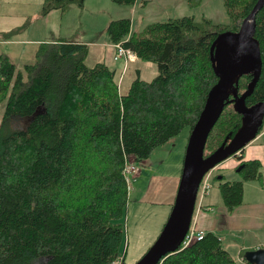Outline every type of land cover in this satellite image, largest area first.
<instances>
[{"label":"trees","instance_id":"16d2710c","mask_svg":"<svg viewBox=\"0 0 264 264\" xmlns=\"http://www.w3.org/2000/svg\"><path fill=\"white\" fill-rule=\"evenodd\" d=\"M85 2L43 0L39 17L72 5L84 8ZM257 2L224 0L228 23L183 16L131 33V18L112 20L110 42H123L158 68L149 81L138 74L126 93L107 64H87L89 46L76 40L41 43L35 62L23 70L0 56V264H36L40 258L47 264H128L126 160L147 159L186 126L192 131L219 80L212 61L218 39L238 32ZM188 3L194 8L202 0ZM28 25L2 36L8 39ZM255 39L262 73L246 99L249 108L264 101V6L256 16ZM252 78H238L236 93L228 95L208 136L204 157L227 145L242 127L233 100ZM262 130L264 119L259 134ZM239 158L241 179L217 180L228 212L243 204L245 181L262 179L259 160ZM248 250L240 251V261L207 232L187 247L181 243L160 264H251L245 258Z\"/></svg>","mask_w":264,"mask_h":264},{"label":"crops","instance_id":"0c3cea01","mask_svg":"<svg viewBox=\"0 0 264 264\" xmlns=\"http://www.w3.org/2000/svg\"><path fill=\"white\" fill-rule=\"evenodd\" d=\"M43 0H38L37 3H33V7L38 9V4L41 5ZM112 1V0H111ZM206 0H202V3L199 5L200 8H204ZM208 2L216 4L214 0H207ZM113 2V1H112ZM154 2L158 7H162L165 10V16L169 18H179L183 16H194L196 19L197 8L199 7H191L188 3V0H137V3L132 7L133 13L137 14L140 12L141 16L145 15L149 11V5ZM219 3V1H217ZM224 2V0H223ZM22 3H24L22 1ZM31 3V2H29ZM114 3V2H113ZM117 4V3H114ZM32 5V3H31ZM119 5V4H117ZM72 5L71 8L65 12L60 10H53L49 14L39 17L36 10H28V14L32 13L37 15L36 17L43 18L41 23H37L35 25H30L29 30L32 29L35 32V38H28L26 40H11L3 38L4 31H0V37L3 38L0 44H7V53L1 55H7L10 60L14 63L13 55L14 52L11 49L13 45H29L34 46L36 51L41 43L44 42H52L57 39L66 38L76 40L77 42L87 44L89 46V54L87 59L90 58L91 55L96 57L93 63H105L110 68L115 70L116 78L120 82V90L123 86V83H126L125 89L126 92L129 90L132 82L137 78L138 74L142 77V68L140 69L139 62L141 60L138 58L135 62L130 63L128 67L125 69V64L123 60H115L114 55L116 53L115 44L110 42L109 36L107 33L108 25L112 20L123 18L129 16L127 11H121L119 7H115L110 3V0H86L84 8L78 7L83 13L85 8H89V12L92 13V20H100L101 23V31L98 32L97 29H92L91 33H88V30H85L82 33H79L78 24L74 20L70 10H75ZM156 8V9H157ZM0 8V13H1ZM40 13V10L38 11ZM121 12V13H120ZM36 13V14H35ZM228 16V13H227ZM35 17V16H34ZM74 17L76 15L74 14ZM203 18H209L208 16H204ZM229 18V16H228ZM35 19V20H37ZM132 19V29L131 33L136 30L137 25H139V19L134 16ZM222 19H227L224 16ZM159 20L165 21L166 18H163L162 15L159 17ZM212 20V19H211ZM214 21V20H213ZM221 22H224L222 20ZM81 23V22H80ZM151 23V22H150ZM148 23V24H150ZM147 24V25H148ZM81 25V24H80ZM94 24L90 25L93 26ZM146 25V26H147ZM145 27V26H144ZM142 27L141 29H143ZM8 31H11L10 28L5 27ZM140 29V30H141ZM0 30H4L2 23H0ZM87 61V60H86ZM152 63V62H151ZM15 64V63H14ZM152 70V68H148ZM129 72L134 73L130 75V78L126 80ZM124 91V90H123ZM121 90V93H126ZM191 131V130H190ZM191 134V133H190ZM179 136V135H178ZM174 137L169 140L164 145H161L157 148H163L164 146H169L166 144L172 143L175 147L177 144L175 143L176 138ZM190 137V136H189ZM189 140V139H188ZM187 149V148H186ZM242 157L243 160H259L261 162V172L262 179L261 180H249L244 182V200L243 204L235 208L232 212H228L224 207V202L222 199L223 206L221 209H216L214 207V198L210 196L207 203L202 201L200 207H197L194 213L192 226L197 229L205 230L206 232H213L216 234L223 242L224 246L228 249H233L235 253H237L236 258L240 260V251L242 249H257L264 248V130L258 136L250 142L243 150V152L239 153V156H232L229 159L225 160L217 167L227 171H234L239 174L237 170L238 165L240 164ZM224 167V168H223ZM181 170L175 171L173 174H169L164 177L166 182L169 181L171 187L168 191L169 198L171 202L167 205L170 207L169 213L171 212L176 195L179 188V183L181 179ZM240 175V174H239ZM225 177V180H228L227 175L224 173L219 177ZM236 175L230 176L234 177ZM233 180H237L235 177ZM240 180V179H239ZM133 187V185H132ZM219 188V186H218ZM132 190V188H131ZM220 190V189H219ZM131 192V191H130ZM221 193V192H220ZM130 195V193H129ZM205 196V197H206ZM211 207V209H209ZM228 212V213H227ZM170 215V214H169ZM169 217V216H168ZM165 225V224H164ZM252 229H256L262 231L260 235L254 236L252 233H249V236H246L243 231H250ZM237 244L242 245L239 247Z\"/></svg>","mask_w":264,"mask_h":264},{"label":"rangeland","instance_id":"374dc122","mask_svg":"<svg viewBox=\"0 0 264 264\" xmlns=\"http://www.w3.org/2000/svg\"><path fill=\"white\" fill-rule=\"evenodd\" d=\"M22 1L24 3H22ZM214 1L216 4L206 0L204 3V8H200L199 6L196 9V16L198 18L197 20H202L204 13V16L210 17L215 23H228L230 19L227 16V11L223 0ZM217 1H219V3ZM29 2H31L32 5ZM37 2L38 0H0V8L2 9L0 13V23H2V26L4 27V30L0 31L7 32L5 27L10 28V30H14L22 26L26 21H28V27L30 25H35L37 23L39 24L44 21L42 20L43 18L37 19L38 17H36L39 14L38 11L41 9L43 1L41 2V5L38 4V9L37 7L34 9L33 7H30L33 6V3ZM110 3L115 7H119L121 11H127L129 16L126 17L132 18L134 16L135 18H138L139 25L136 27V30L138 31L150 22L152 23L161 21L159 20L161 15L163 18L168 19L165 16L164 8H157V5H155L154 2L149 5V11L142 16L140 12H137V14L132 12L133 6L117 5L111 0ZM74 7L75 10H70V13L78 24L79 33L88 30V33L92 34V29H97L98 32L101 31L102 27L100 20H92V13L88 11L89 8H85L83 13L77 6ZM30 9L36 10L34 12H37V15H34L33 12L26 15ZM74 14L76 17H74ZM224 16L227 17L226 20L222 19ZM222 20H224V22H221ZM92 24L94 25L90 26ZM28 27L19 32H15L8 39L26 40L28 38H35V32L32 31L33 28L29 30ZM0 39L1 42H4L2 41L3 38L0 37ZM7 48V44H0V54L7 53ZM11 49L14 52L13 60L17 70H23L26 64L34 63L36 60V49L34 46L31 47L24 44L13 45L11 46ZM95 59L96 57L91 55L90 58L87 59V64L89 66H94L95 63L93 62H95ZM139 63L140 69L142 68L143 71V79L149 81L158 74V68L156 64L145 61H141ZM148 68H152V70ZM134 73L129 72L126 80H128L130 75H133ZM122 85L123 86L121 87V90L126 92V83H123ZM190 133V127L186 126L176 138L175 143L177 145L175 147L172 145V142L170 144H166L169 146L156 148L149 158L138 162L140 172L135 177H132L133 187L132 190H129V205L125 219V253L126 262L128 264H135L146 253V251L159 236L164 224L168 219L170 207L167 204L171 202L168 191L171 185L169 181L166 182V179L164 180V177L171 173L173 174L177 170H181L182 172ZM213 170L209 195L214 198V207L220 210V207L223 206V198L218 188V177L225 173L228 177V180H233L235 177L237 180H239L241 179V176L234 171H227L218 167ZM233 175L236 176L230 177ZM209 197L210 196L205 197L204 201L206 203ZM209 209H211V207H209ZM243 232L246 236H249V233H252L254 236H258L262 231L252 229L250 231ZM237 245L239 247L242 246L239 244ZM228 250L234 257L237 256V253H235L233 249ZM36 264H47V259L40 258L37 260Z\"/></svg>","mask_w":264,"mask_h":264},{"label":"water","instance_id":"95a60500","mask_svg":"<svg viewBox=\"0 0 264 264\" xmlns=\"http://www.w3.org/2000/svg\"><path fill=\"white\" fill-rule=\"evenodd\" d=\"M263 6L264 0H258L239 31L222 35L216 43L212 61L219 80L209 92L205 107L191 131L173 208L155 242L135 264H160L166 255L177 249L192 225L204 175L245 148L262 128L264 101L249 108L246 99L253 93L262 73L261 48L255 33L256 16ZM248 74L253 78L247 90L233 100L235 110L243 116L242 127L227 145L204 157L208 136L228 95L236 93L238 78ZM245 258L251 264H264V248L248 250Z\"/></svg>","mask_w":264,"mask_h":264},{"label":"built area","instance_id":"2783aa9c","mask_svg":"<svg viewBox=\"0 0 264 264\" xmlns=\"http://www.w3.org/2000/svg\"><path fill=\"white\" fill-rule=\"evenodd\" d=\"M116 53L114 55L115 60H123L125 69L128 67L130 63L135 62L138 59L137 54L131 50L124 47L123 42L115 43ZM0 71H1V60H0ZM0 79H1V73H0ZM120 83V82H119ZM240 152H238L239 154ZM214 170L208 171L199 186L198 195H197V204L196 207H200L203 199L206 195L210 192L211 189V180H212V172ZM140 172L139 170V164L136 162L133 158H127L126 164L124 167V176L126 177L128 189L131 190L132 188V177H135ZM207 232L205 230L197 229L196 227L192 226L190 227L186 237L184 238L182 245L183 247H187L191 245L193 242L201 240L205 237ZM240 261H242V257L240 258ZM114 264H121V260L115 261Z\"/></svg>","mask_w":264,"mask_h":264},{"label":"bare ground","instance_id":"6f19581e","mask_svg":"<svg viewBox=\"0 0 264 264\" xmlns=\"http://www.w3.org/2000/svg\"><path fill=\"white\" fill-rule=\"evenodd\" d=\"M105 160V159H104Z\"/></svg>","mask_w":264,"mask_h":264}]
</instances>
